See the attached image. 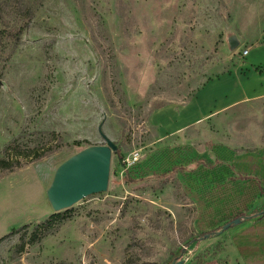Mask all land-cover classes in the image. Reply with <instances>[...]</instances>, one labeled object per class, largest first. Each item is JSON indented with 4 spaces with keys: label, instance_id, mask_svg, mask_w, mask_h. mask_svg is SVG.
Here are the masks:
<instances>
[{
    "label": "rangeland",
    "instance_id": "374dc122",
    "mask_svg": "<svg viewBox=\"0 0 264 264\" xmlns=\"http://www.w3.org/2000/svg\"><path fill=\"white\" fill-rule=\"evenodd\" d=\"M263 33L264 0H43L16 47L0 38V159L7 147L22 163L0 175V264H264V105L188 141H158L147 123ZM107 141L106 191L52 211L58 166ZM53 214L64 220L36 229Z\"/></svg>",
    "mask_w": 264,
    "mask_h": 264
},
{
    "label": "crops",
    "instance_id": "0c3cea01",
    "mask_svg": "<svg viewBox=\"0 0 264 264\" xmlns=\"http://www.w3.org/2000/svg\"><path fill=\"white\" fill-rule=\"evenodd\" d=\"M244 51L240 65L208 81L187 102L164 105L149 114L147 123L154 128L158 141L184 136L191 140L197 126L214 123L217 117L237 109L264 105V33Z\"/></svg>",
    "mask_w": 264,
    "mask_h": 264
},
{
    "label": "water",
    "instance_id": "95a60500",
    "mask_svg": "<svg viewBox=\"0 0 264 264\" xmlns=\"http://www.w3.org/2000/svg\"><path fill=\"white\" fill-rule=\"evenodd\" d=\"M114 151V145L107 141L105 145L78 152L58 166L45 192L52 211L68 209L88 196L105 192ZM240 222L238 218L225 224L217 234ZM171 264H183V261L177 260Z\"/></svg>",
    "mask_w": 264,
    "mask_h": 264
},
{
    "label": "trees",
    "instance_id": "16d2710c",
    "mask_svg": "<svg viewBox=\"0 0 264 264\" xmlns=\"http://www.w3.org/2000/svg\"><path fill=\"white\" fill-rule=\"evenodd\" d=\"M42 2L43 0H6V1L4 0V1H0V38L6 37L10 39V41L13 42V44L16 47L20 41V38L24 30L26 29L28 24L33 20L36 11L42 6ZM56 143L57 144L49 145L45 149L42 148L39 152H35V154H33V157L31 159L39 160L43 157H46L56 152L58 149L61 148V144L58 142ZM7 151H8V148L5 147L3 150V152L5 153V158L2 157L0 159V175L1 176L3 174L13 172L16 168H19L22 165V163L19 160H17V158H14V160H10L6 158ZM113 153L114 155H116V151ZM117 161L120 163L121 157H118ZM258 215L260 217H264V211H261L260 213H258ZM243 217L245 216L237 215L232 220H230L228 223H231L233 220L238 219V218H243ZM62 220H64V218H61L59 214H53L49 216L45 222L37 226L36 229L40 230L41 232L42 228H45L46 226L50 225V222L57 223ZM25 227L26 226L12 229L6 235V237L18 234ZM260 234L264 237V231H261ZM243 235H245V237L248 235L247 237L251 241H253L255 232L252 228H248L244 232ZM32 237L34 240L37 239L35 238V232L32 234ZM168 264H171V263H168Z\"/></svg>",
    "mask_w": 264,
    "mask_h": 264
},
{
    "label": "built area",
    "instance_id": "2783aa9c",
    "mask_svg": "<svg viewBox=\"0 0 264 264\" xmlns=\"http://www.w3.org/2000/svg\"><path fill=\"white\" fill-rule=\"evenodd\" d=\"M242 54L245 55V54H246V51H244ZM134 160H135V159H134ZM134 160H133V161H134Z\"/></svg>",
    "mask_w": 264,
    "mask_h": 264
}]
</instances>
